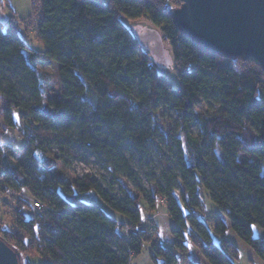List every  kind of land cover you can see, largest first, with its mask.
Segmentation results:
<instances>
[{"label":"trees","instance_id":"16d2710c","mask_svg":"<svg viewBox=\"0 0 264 264\" xmlns=\"http://www.w3.org/2000/svg\"><path fill=\"white\" fill-rule=\"evenodd\" d=\"M38 1L42 15L36 36L44 50H34L23 39L15 17L8 27L0 24L4 127L15 128L25 140L20 153L35 146L28 153L45 171L23 170L0 142V197L19 194L13 222L6 225V215L0 219V238L19 250L21 264H132L147 244L154 264H199L191 258L194 250L205 264H236L239 247L228 239L218 244L212 230L219 236L232 232L264 263V239L254 235V226L264 230L263 68L253 60L202 49L185 36L170 14L180 0ZM141 20L161 31L174 67L157 66L136 40L132 28ZM37 64L57 66L60 94L45 105L41 100L52 79L36 70ZM12 72L31 74V100L18 96L6 77ZM204 104L216 109L200 117L196 109ZM162 106L178 119L179 135L173 137L181 176L164 164L160 177L148 175L147 194L122 146L126 139L144 151L154 141L151 119ZM13 110L26 112L22 129ZM45 121L73 124L76 133L66 138V145L120 168L126 197L112 196L92 175L68 181L55 171L57 158L50 157ZM194 122L200 137L191 133ZM102 128L117 138H99L96 132ZM54 139L64 149L61 139ZM93 191L121 219L75 197ZM24 194L32 203L20 196ZM208 200L213 211L203 217ZM161 201L172 222L170 249L153 221L142 217V209L152 215Z\"/></svg>","mask_w":264,"mask_h":264},{"label":"rangeland","instance_id":"374dc122","mask_svg":"<svg viewBox=\"0 0 264 264\" xmlns=\"http://www.w3.org/2000/svg\"><path fill=\"white\" fill-rule=\"evenodd\" d=\"M99 1H102L104 4H108L109 2V0ZM41 15L42 11L38 0H3V3L0 4V24L8 27L12 18L15 17L16 26L19 29L20 35L31 46V48L37 51L44 50V45L37 41L36 36V28L38 21L41 19ZM137 23H141L137 25L146 24L147 26L153 27L148 20H141ZM165 44H167L168 49L169 44ZM34 67L38 71L49 73L52 79V85L48 87L47 95L41 100V104L45 105L48 103L49 98L56 97L60 94V86L57 81V66L55 64H37ZM6 77L9 78L15 85L18 91V96L31 100L34 90L31 89L27 83V80L31 78V74L12 72L6 73ZM172 78L176 84L177 79L175 75H172ZM215 109L216 108L210 104H204L202 107L196 109V114L200 117H206L211 112H214ZM12 112L14 122H16L18 127L22 129L24 127L23 116L26 115V112L22 110H13ZM151 123L154 141H149L144 151L136 149L132 146L130 141L126 139H124L122 146V152L126 156L131 170L136 174L141 187L147 194H150L148 175L155 174L160 177L164 171V164H166L169 169L173 170L177 176H181V171L178 167L180 160L179 151L173 137V135H179L178 119L175 112L172 109H166L162 106L159 110V116L152 118ZM43 125L44 129H47L49 134L48 137L51 138L49 140V151L51 152L50 157L54 156L57 158V167L55 171L62 173L68 181H74L77 178L84 177L85 175H92L101 182L103 187L110 192L112 196L120 199L126 197V191L120 181L121 179L124 180V176L123 173H121L120 168L115 169L110 164L106 163L105 160L102 162L92 154L87 153L76 146L69 147L66 145V138L68 136L75 135L76 133V128L73 124L71 126L65 122L49 125L45 121L43 122ZM4 126V104L0 100V142L7 148L11 159L16 165L20 166L23 170H26L29 173H39V175H45V171L42 169L38 161L32 159V156L28 153L30 151L33 152L35 150V146L30 145V147H28V152L20 153L19 150H23L25 147V140L20 136L19 132L15 128ZM190 130L194 137L201 136L197 122L190 125ZM96 134L99 138L107 140L111 139L110 141L117 138L106 130V128H102L100 131H97ZM55 137L61 139L64 149L55 143ZM36 156L41 159V154L39 152L36 153ZM17 196H19V194H15L7 199L0 197V219L6 215V225L13 222L12 220L16 217V205L19 200ZM20 196L24 200H31L28 195L26 196L24 194ZM75 197L82 202L98 204L106 210L111 217L121 219L120 215L110 209L98 193L94 191L77 193ZM6 200H8L9 203H6ZM30 203H32V201H30ZM210 204L211 201L208 200L206 203L208 211L206 210V213H203V217L209 214L210 211H213V206ZM164 206V201H161L157 210L152 215H149L146 210L142 209V217L145 221H153L154 227L160 234L162 244L170 249L172 246V238L170 235L172 222L168 217ZM127 230L126 228L124 229L125 236L128 235ZM212 233L218 244H221L222 240L228 239L239 247L241 255L240 260L237 261L236 264H264L254 251L232 232L227 233L225 236L216 235L213 230ZM254 235L255 237L264 239V230L258 226H254ZM150 247L151 245L147 244L143 253L135 261H133L132 264H154L150 259ZM113 248L117 249L114 245ZM191 258H194L199 264H205L197 250H194Z\"/></svg>","mask_w":264,"mask_h":264},{"label":"water","instance_id":"95a60500","mask_svg":"<svg viewBox=\"0 0 264 264\" xmlns=\"http://www.w3.org/2000/svg\"><path fill=\"white\" fill-rule=\"evenodd\" d=\"M180 1L181 6L170 10V14L185 36L202 49L253 60L264 70V0ZM132 30L157 66L174 67V58L159 29L136 25ZM21 257L19 250L0 238V264H21Z\"/></svg>","mask_w":264,"mask_h":264},{"label":"built area","instance_id":"2783aa9c","mask_svg":"<svg viewBox=\"0 0 264 264\" xmlns=\"http://www.w3.org/2000/svg\"><path fill=\"white\" fill-rule=\"evenodd\" d=\"M35 206H37L38 209H41L40 204L36 203Z\"/></svg>","mask_w":264,"mask_h":264}]
</instances>
